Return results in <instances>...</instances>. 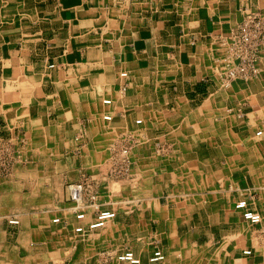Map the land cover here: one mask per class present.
I'll list each match as a JSON object with an SVG mask.
<instances>
[{"label": "crops", "instance_id": "crops-1", "mask_svg": "<svg viewBox=\"0 0 264 264\" xmlns=\"http://www.w3.org/2000/svg\"><path fill=\"white\" fill-rule=\"evenodd\" d=\"M250 17L264 0H0V143L20 151L0 177V264H130L124 249L263 264L264 43L255 71L224 83ZM119 139L132 164L112 179ZM85 179L116 217L81 234L66 183Z\"/></svg>", "mask_w": 264, "mask_h": 264}, {"label": "built area", "instance_id": "built-area-1", "mask_svg": "<svg viewBox=\"0 0 264 264\" xmlns=\"http://www.w3.org/2000/svg\"><path fill=\"white\" fill-rule=\"evenodd\" d=\"M264 43V21L258 17H250L243 21L238 28L237 36L232 47V58L235 61L227 73L229 78L236 76H247L251 71H255V61L259 55L261 46ZM126 75V73H123ZM105 104H110V99H104ZM105 118L112 119V115L107 114ZM138 119L136 122L141 123ZM258 131L257 134H261ZM131 144L129 139H119L111 150V164L109 173L115 176H125L131 167ZM20 157V151L12 142L0 143V173L9 174L15 161ZM68 198L76 204L74 208L75 217L79 221L75 227L77 233L85 234L88 231H93L103 228L107 223L116 217V211L110 209H103L98 199V190L95 183L89 179L81 182H72L67 185ZM87 204H85L86 202ZM264 207V202H263ZM86 206H90L95 213L93 221L87 225L82 224L86 218L84 211ZM235 208L242 211L243 218L251 225H260L263 220V215L258 209L249 207L246 199H239L235 203ZM8 222L13 225L19 224V219L10 217ZM55 224L61 223V219L56 217L53 219ZM246 255H250L252 251L247 249L244 251ZM117 258L120 261L130 264H142L140 257L132 249H124L117 252ZM166 258L163 249L157 248L153 252L150 260L152 262H159ZM264 264V263H263Z\"/></svg>", "mask_w": 264, "mask_h": 264}, {"label": "rangeland", "instance_id": "rangeland-1", "mask_svg": "<svg viewBox=\"0 0 264 264\" xmlns=\"http://www.w3.org/2000/svg\"><path fill=\"white\" fill-rule=\"evenodd\" d=\"M232 47H233V44H232ZM231 54H232V52H231ZM231 57H232V55H230ZM230 57V58H231ZM233 59V58H232ZM232 61V60H231ZM230 66L231 67H233L234 66V62H232V64H230ZM230 67V68H231ZM229 68V69H230ZM229 69L224 73L225 75H224V83L226 84V83H229V80L230 79H236V78H238V77H241V75H239V76H236V77H234V78H229L228 76H227V73H228V71H229ZM110 166V165H109ZM109 170V169H108ZM7 175H9V174H3V173H0V177H6ZM108 176L109 177H111L112 179H120V178H123L124 176H115V175H111L109 172H108ZM85 180H87V179H85ZM72 181V180H71ZM70 183V182H69ZM68 185V183H66V186ZM97 190H98V193L100 194V192H99V189H98V187H97ZM16 218V217H15ZM108 224V223H107ZM107 226V225H106ZM105 226V227H106ZM104 228V227H103ZM97 231V230H96ZM104 253V251L103 252H101V254H103ZM112 258V256L111 255H107V258L106 259H108V260H110ZM116 259L117 260H119L118 258H117V255H116ZM103 260H104V258H103Z\"/></svg>", "mask_w": 264, "mask_h": 264}, {"label": "bare ground", "instance_id": "bare-ground-1", "mask_svg": "<svg viewBox=\"0 0 264 264\" xmlns=\"http://www.w3.org/2000/svg\"><path fill=\"white\" fill-rule=\"evenodd\" d=\"M105 119H106V118H105ZM107 120H108V119H107ZM111 220H112V219H111ZM111 220H110V221H111ZM108 223H109V222H108ZM99 229H100V228H99Z\"/></svg>", "mask_w": 264, "mask_h": 264}]
</instances>
